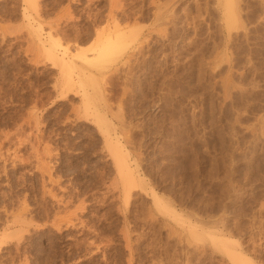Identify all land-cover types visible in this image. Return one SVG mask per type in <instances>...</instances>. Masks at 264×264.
<instances>
[{"label": "rangeland", "instance_id": "obj_1", "mask_svg": "<svg viewBox=\"0 0 264 264\" xmlns=\"http://www.w3.org/2000/svg\"><path fill=\"white\" fill-rule=\"evenodd\" d=\"M89 1L40 0L67 59L124 44L66 85L0 0V264H264V0Z\"/></svg>", "mask_w": 264, "mask_h": 264}, {"label": "bare ground", "instance_id": "obj_2", "mask_svg": "<svg viewBox=\"0 0 264 264\" xmlns=\"http://www.w3.org/2000/svg\"><path fill=\"white\" fill-rule=\"evenodd\" d=\"M26 3H27V6L28 7H30V8H32L33 9V12H34V14H29V15H27V17H26V15H25V17L27 18V20H28V22L30 23L31 21H33V22H36L37 24H38V26L36 25H31V27H32V30H33V34L31 35L32 36V42L33 41H36V43L38 44V46L41 48V50L42 51H45V53H46V58H49L52 62H53V64H55L57 67H59V68H61V72H64L63 73V78H64V75H65V73H68V75H67V78H71L70 80L68 79L67 81H66V85H68V83H69V85H70V83H71V81L73 80L72 79V77L70 76L71 74V62H72V59H73V57L74 58H80L82 61H84V62H86L87 64H91L93 61H95V63H96V61H97V63L95 64L94 62V65H93V67H95L96 65H97V67H98V65H102L103 64V66H104V64L105 63H107V62H103L104 60L106 61L107 59H109V58H111L113 55H115L116 53H120L122 50V47H123V45L124 44H120L119 43V41H121V39L119 40V35H116L117 33H115V35L113 34V35H111V36H106L107 38H105V37H103V36H101V37H103L104 39H105V41H103V40H101L100 39V43H98V45H96L97 46V50L95 51L96 52V54H95V56L93 57V56H90V57H88L86 54H84L83 52L82 53H79L77 56H73L72 57V59L70 58H68L67 59V53H68V51L67 52H59V51H56V49L55 48H57L55 45L58 43V41L57 42H55V43H53L54 41H55V39H54V36H59V33H61V32H59L58 31V27H59V25H58V23L57 24H53V23H49L48 24V26H49V30L47 31V34H43L42 32H45L44 31V27H43V21H42V19H43V16H42V7H40V0H24ZM89 1V0H88ZM92 1V0H91ZM90 2V1H89ZM94 2V1H93ZM228 2H229V4L227 5V6H229V9H230V12L228 13V15H231V18H233L234 17V19H235V15H234V4L232 3V0H231V2H230V0H228ZM227 2V3H228ZM70 4V3H69ZM89 5V4H88ZM93 8V7H92ZM26 9V13H28V9L29 8H25L24 7V10ZM47 9V8H46ZM84 10V9H83ZM88 10V9H87ZM72 11V10H71ZM63 13V12H62ZM61 13V14H62ZM67 13V12H66ZM83 13H84V11H83ZM44 14V13H43ZM70 14V13H69ZM68 14V15H69ZM92 14V13H91ZM110 14V13H109ZM71 15V14H70ZM23 16H24V14H23ZM67 17V16H66ZM70 17V16H69ZM25 18V19H26ZM57 18V17H56ZM72 18V17H71ZM79 18V17H78ZM95 19V18H94ZM119 19V18H118ZM117 19V20H118ZM233 19V20H234ZM51 20H53V19H51ZM228 20H230L229 19V17H228ZM50 21V20H49ZM61 21V20H60ZM231 21H232V19H231ZM62 22V21H61ZM114 22H116V21H114ZM96 23V22H95ZM27 24V23H26ZM47 24V23H46ZM28 25V24H27ZM29 25V26H30ZM56 25V26H55ZM115 23H114V27H115ZM30 27V28H31ZM63 27V26H62ZM116 27H117V25H116ZM115 27V28H116ZM67 28V27H66ZM119 27H117V29H118ZM47 29H48V27H47ZM21 30V29H20ZM59 30H61V29H59ZM122 32H125V31H122ZM97 33V32H96ZM99 33H101V32H99ZM99 33H97V37L99 36ZM112 33V32H111ZM12 34V33H11ZM19 34V33H18ZM104 34V33H103ZM108 34V33H107ZM110 34V33H109ZM122 34V33H121ZM124 34V33H123ZM122 34V35H123ZM15 35V34H14ZM45 35H47L46 37H45ZM74 35H76V34H74ZM101 35V34H100ZM116 36H118L117 38H115ZM124 36V35H123ZM64 37V36H63ZM77 38V37H76ZM31 39V38H30ZM63 39V38H62ZM119 40V41H118ZM27 41H29V40H27ZM102 41V42H101ZM49 42H50V45H48L49 44ZM27 43V42H26ZM122 43H124L123 41H122ZM34 44V43H33ZM37 44H36V46H37ZM55 44V45H54ZM70 44V43H69ZM59 46H61L60 44H58ZM1 47V46H0ZM34 48V47H33ZM66 48V47H65ZM96 48V47H95ZM127 49V48H126ZM25 50H27V49H25ZM29 50H30V47H29ZM34 50V49H33ZM32 50V51H33ZM38 50H40L39 48H38ZM60 50V49H59ZM63 50H67V48L66 49H64L63 48ZM31 51V50H30ZM62 51V50H61ZM25 52V51H24ZM36 52H38V51H36ZM26 53V52H25ZM122 53V52H121ZM33 54H34V52H33ZM75 54V53H74ZM81 54V55H80ZM83 54V55H82ZM24 55V54H23ZM36 55V54H35ZM39 55H41V54H39ZM38 55V56H39ZM42 56H44V55H42ZM35 57V56H34ZM74 60V59H73ZM111 61V60H110ZM36 62V61H35ZM34 62V63H35ZM91 62V63H90ZM101 64H100V63ZM103 62V63H102ZM113 62V61H112ZM33 63V62H32ZM73 63V62H72ZM92 63V64H93ZM45 64V63H44ZM91 64V65H92ZM108 64H110V63H108ZM73 65H74V63H73ZM106 65V64H105ZM75 66V65H74ZM109 66V65H108ZM100 67V66H99ZM52 68V67H51ZM102 68H104V67H102ZM35 71V70H34ZM62 74V73H61ZM70 74V75H69ZM61 76V75H60ZM73 82V81H72ZM72 84V83H71ZM65 87V86H64ZM70 87V86H69ZM35 92V91H34ZM36 94V93H35ZM84 94H86V93H84ZM64 95V94H63ZM83 95V94H82ZM41 96V95H40ZM48 100V99H47ZM37 102V101H36ZM53 106V105H52ZM84 109H86V108H84ZM87 109H90L89 107L87 108ZM86 109V110H87ZM85 110V111H86ZM34 111V110H33ZM32 111V112H33ZM87 112V111H86ZM88 113V112H87ZM86 113V114H87ZM96 113V112H95ZM27 115V114H26ZM32 115V114H31ZM79 115V114H78ZM82 115V114H81ZM87 116V115H86ZM31 117H34L35 118V116L33 115V116H31ZM89 117V116H88ZM30 118V117H29ZM22 120V119H21ZM36 120V119H35ZM68 120V119H67ZM93 120V119H92ZM36 121H38V120H36ZM29 125V124H28ZM36 126V125H35ZM20 127V126H19ZM35 129V128H34ZM4 130V129H3ZM17 131V130H16ZM14 132V131H13ZM8 134V133H7ZM18 135V134H17ZM4 136H6V135H4ZM20 137V136H19ZM25 138V137H24ZM8 139V138H7ZM10 139V138H9ZM36 139V138H35ZM17 140V139H16ZM19 140V139H18ZM35 141V140H34ZM19 142V141H18ZM22 142V141H21ZM17 143V142H16ZM26 144V143H25ZM44 144V143H43ZM49 145V144H48ZM47 146V145H46ZM55 146V145H54ZM33 147V146H32ZM57 148V147H56ZM49 150H51V149H49ZM70 150V149H69ZM22 152V151H21ZM44 154V153H43ZM116 154V153H115ZM114 154V155H115ZM15 155V154H14ZM45 156V155H44ZM115 157H117V159H116V161L118 160V162H117V164H119L118 165V167L120 166V168H118V172L123 176V177H121L120 176V178H125L124 180H125V184L124 185H126L127 187H128V189H127V191H129V190H131L132 188H134V186L136 187V182H135V180H134V175L131 173V171H129L130 169H129V166H128V164H127V162L122 158V156L119 154V153H117L116 155H115ZM16 158V157H15ZM61 158V157H60ZM14 159V158H13ZM12 159V160H13ZM54 159V158H53ZM30 160V159H29ZM14 162V161H13ZM31 162V161H30ZM29 162V163H30ZM22 163V162H21ZM32 163V162H31ZM42 163H43V161H42ZM47 163V162H46ZM49 163V162H48ZM32 164H34V163H32ZM52 165V164H51ZM46 166H48V165H46ZM16 167V166H15ZM39 169V168H38ZM41 170V169H40ZM43 170V169H42ZM120 170V171H119ZM28 171V170H27ZM44 174H46V173H44ZM51 175V174H50ZM50 177V179H52V177L51 176H49ZM3 180V179H2ZM122 180V179H121ZM62 181V180H61ZM15 183V182H14ZM63 184V183H62ZM138 185V184H137ZM42 186V185H41ZM113 186V185H112ZM118 187V186H117ZM125 188V187H124ZM78 190V189H77ZM110 190V189H109ZM126 190V189H125ZM52 191H53V189H50L49 190V192H50V195L52 196V197H56L54 194H52ZM76 191V190H75ZM126 192V191H125ZM131 192V191H130ZM129 192V193H130ZM40 194V193H39ZM49 194V193H48ZM126 194H127V192H126ZM125 194V195H126ZM35 195V194H34ZM129 195V194H128ZM73 196V195H72ZM79 197V196H78ZM125 197H127V195L126 196H124V199L126 200L127 198H125ZM51 198V197H50ZM22 199H23V197H22ZM36 199V198H35ZM154 199H155V202L158 204V206L159 207H162V205H161V203L160 202H162V201H159L158 200V198H157V196L155 195L154 196ZM52 200V199H51ZM57 200V199H56ZM60 200V199H59ZM20 201V200H19ZM22 201V200H21ZM61 202V201H60ZM67 202H69V201H67ZM80 202V201H79ZM87 202V201H86ZM58 203V202H57ZM56 203V204H57ZM63 204H65V203H63ZM67 204V203H66ZM85 204V203H84ZM83 204V205H84ZM59 205V204H58ZM79 205V204H78ZM82 205V204H81ZM164 206V205H163ZM29 207V206H28ZM31 207V206H30ZM68 207V206H67ZM80 207V206H79ZM83 207V206H82ZM166 207V206H165ZM52 208V207H51ZM17 209V208H16ZM80 209V208H79ZM160 209V208H159ZM158 209V210H159ZM167 210V209H166ZM18 211V210H17ZM21 211H23V210H21ZM67 211V210H66ZM72 211V210H71ZM77 211V210H76ZM262 211V210H261ZM60 212V211H59ZM20 213V212H19ZM166 213H168L167 211H166ZM26 215H27V213H26ZM48 215V214H47ZM54 216V215H53ZM57 216V215H56ZM77 217V216H76ZM81 218V217H80ZM173 218V217H172ZM31 219V218H30ZM56 219V218H55ZM73 219V218H72ZM79 220V219H78ZM65 221V220H64ZM81 221V220H80ZM31 222V221H30ZM35 222V221H34ZM55 222V221H54ZM60 222V221H59ZM69 222V221H68ZM68 222H66V223H68ZM37 223V222H36ZM57 224H58V222H56ZM61 223H62V220H61V222H60V225H61ZM28 224V223H27ZM30 224V223H29ZM55 224V223H54ZM71 224V223H70ZM59 225V226H60ZM73 225V224H72ZM54 226V225H53ZM58 226V227H59ZM66 226V225H65ZM44 227V226H43ZM51 227V226H50ZM68 227V226H67ZM38 228V227H37ZM54 228V227H53ZM60 228V227H59ZM59 228H57V229H59ZM28 229V228H27ZM65 229V228H64ZM23 231V230H22ZM26 231V230H25ZM82 231V230H81ZM127 231V230H126ZM192 231V230H191ZM190 232V231H189ZM22 233V232H21ZM26 233H27V231H26ZM44 233V232H43ZM23 234V233H22ZM53 235V234H52ZM80 235V234H79ZM190 235V234H189ZM194 235V234H193ZM192 235V236H193ZM199 235V234H198ZM96 237V236H95ZM123 237V236H122ZM127 238V237H126ZM217 238V239H216ZM216 241H217V244L218 245H220L221 247V249H222V251H224L228 256H230V258L236 263V264H252V263H249V261L247 260L248 258L247 257H244V256H242L241 254H235L234 252H231V250H230V244H233V242H232V240H230V239H228V238H223L222 236H220V235H218V236H216ZM19 239V238H18ZM129 239V238H128ZM58 240V239H57ZM195 240V239H194ZM252 241V240H251ZM196 242V241H195ZM21 243V242H20ZM56 243H57V241H56ZM254 243V242H253ZM23 245V244H22ZM45 245V244H44ZM51 245V244H50ZM78 245V244H77ZM76 246V245H75ZM98 246V245H97ZM19 248V247H18ZM99 248V247H98ZM82 250V249H81ZM93 250V249H92ZM62 251V250H61ZM41 252V251H40ZM233 253V254H232ZM46 254V253H45ZM64 254V253H63ZM258 254V253H257ZM130 255V254H129ZM61 256V255H60ZM46 257V256H45ZM63 257V256H62ZM257 257V256H256ZM51 260H53V259H51Z\"/></svg>", "mask_w": 264, "mask_h": 264}]
</instances>
